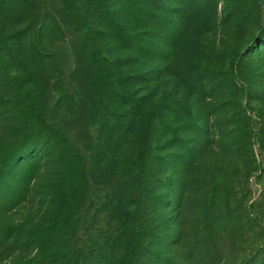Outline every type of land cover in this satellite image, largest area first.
Returning a JSON list of instances; mask_svg holds the SVG:
<instances>
[{"label":"trees","instance_id":"1","mask_svg":"<svg viewBox=\"0 0 264 264\" xmlns=\"http://www.w3.org/2000/svg\"><path fill=\"white\" fill-rule=\"evenodd\" d=\"M119 1L117 19L100 3L92 4V25L85 23L68 1L52 11L49 0H0L5 27L15 24L10 18L21 19L19 30L0 35V47L11 52L10 56L7 39L17 50L18 55L12 57L16 68L20 65L27 75L33 74L32 81L39 85L47 77L51 94L60 74L49 66L59 51L54 43L47 45L50 35L60 34L64 40L72 35L68 41L74 65L64 75L90 88L95 84L97 90L90 91L94 102L99 100L97 106L106 108L104 115H64L54 120L38 116L25 136L18 158L26 162L19 174L20 196L35 191L45 207L43 224L25 228L20 243L36 246V259L21 264H199L203 256L201 226L217 203L222 188L217 171L220 164L225 165L220 161L221 151L209 152L220 140L215 125L223 139L224 124L231 116L197 115L188 102L179 108L181 98L174 108L162 100L153 104V83L158 80L157 89H163L165 68L154 63V51H150V15L154 14L152 7L158 8L160 14L154 16L156 28H160L163 13L172 7L168 0ZM24 2L31 7H22ZM181 3L178 0V5ZM67 29L72 33L63 36ZM108 38L118 42L121 55L111 58L103 51ZM234 56L236 61L243 60L239 54ZM130 82L137 84L133 91L114 90L117 84L125 87ZM176 84L181 91L179 78ZM80 116L86 122L73 124ZM232 118L245 125L242 129L251 154L255 140H260L263 148L264 121L252 122L249 115ZM91 123L97 125L93 138L85 133ZM186 145L189 151L182 155ZM171 146H179L180 151L167 156L165 151ZM167 157H180L168 176L164 175L169 168ZM259 166L264 173V166ZM97 191H104L103 200L96 204L92 216L85 215L82 235H75L71 223L76 215L80 222L83 213L76 204L90 199L94 205Z\"/></svg>","mask_w":264,"mask_h":264},{"label":"rangeland","instance_id":"2","mask_svg":"<svg viewBox=\"0 0 264 264\" xmlns=\"http://www.w3.org/2000/svg\"><path fill=\"white\" fill-rule=\"evenodd\" d=\"M49 1L52 11L61 9L66 1L74 4L73 9L78 15L92 25L95 24L90 12L92 4L100 3L115 19L120 9L119 0ZM172 1H167L172 8L163 13L161 21L164 25L160 24V28H156L158 19L155 16L160 14L158 8L152 7L154 14L150 15V51H154V63H162L165 68L163 89H157L158 80L153 83L152 91L156 89L153 104H160L162 100L174 108L181 98L179 108L183 102H188L197 115L231 116L224 124L223 139L214 124V132L218 133L220 140L209 154L221 151L220 161L225 165L220 164L217 171V181L222 187L217 203L208 212L206 224L201 226V245L204 244L205 250L199 264H264V173L259 169V165L264 166V146L260 147V140H255L251 154L242 129L245 125L242 120L232 118L235 114L249 115L252 122L264 121V0H182L180 5L178 0ZM184 2L188 4L185 14ZM22 7L30 8L31 5L24 2ZM147 9L150 11L151 8L148 6ZM3 19L0 12V35L3 32L9 36L21 27L20 17L10 18L11 23L15 22L12 27L10 23L5 27ZM71 33L70 29L64 30L63 36ZM50 39L52 41L47 45L54 43L59 51L49 66L60 74L55 77L56 83L53 82L56 90L52 95L49 93L51 81L48 83L47 77L39 85L32 81L33 74L27 75L28 71L20 65L16 68L18 64L12 62V57L18 53L11 39H7V44L11 45L12 56L11 52L0 47V264H21L36 259V246L20 243L25 228L43 224L45 204L35 191L24 198L20 196L19 174L26 162H19L18 158L25 136L31 132L37 117L54 120L64 115H104L106 110L99 108V100L95 103V96L91 95V89L97 90L95 84L90 88L87 83L78 84L71 81L72 76L64 75L74 65L69 39L64 40L55 33H51ZM107 45L103 51L108 56L121 55L118 42L113 38L107 39ZM234 54L241 55L243 60H234ZM178 78L182 82L181 91L176 84ZM133 87L136 88L137 84L130 82L125 87L117 84L114 90L127 93V89L133 91ZM84 122V116H80L78 123L73 124ZM96 126L95 123L87 124L85 130L89 133L85 132L86 136L95 137ZM177 151H180L179 146H171L165 153L167 156L169 153L176 155ZM188 151L186 145L182 155ZM179 158L167 157L169 168L165 169L164 175L172 173ZM204 161L209 162V159ZM90 163L93 164L92 160ZM103 192H96L92 206L90 199L76 204L83 213L79 215L82 221L78 222L76 215L71 223L75 235H82L80 229L84 228L85 215L92 216L98 209L99 204H96L103 200Z\"/></svg>","mask_w":264,"mask_h":264}]
</instances>
